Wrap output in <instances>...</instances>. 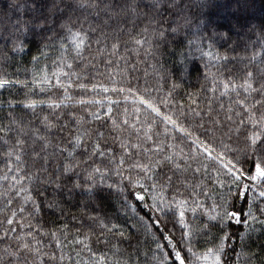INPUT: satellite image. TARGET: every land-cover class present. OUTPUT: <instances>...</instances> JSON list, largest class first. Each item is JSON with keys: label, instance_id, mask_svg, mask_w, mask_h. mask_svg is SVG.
<instances>
[{"label": "snow or ice", "instance_id": "obj_1", "mask_svg": "<svg viewBox=\"0 0 264 264\" xmlns=\"http://www.w3.org/2000/svg\"><path fill=\"white\" fill-rule=\"evenodd\" d=\"M210 3L0 10V264H264V25Z\"/></svg>", "mask_w": 264, "mask_h": 264}, {"label": "trees", "instance_id": "obj_2", "mask_svg": "<svg viewBox=\"0 0 264 264\" xmlns=\"http://www.w3.org/2000/svg\"><path fill=\"white\" fill-rule=\"evenodd\" d=\"M46 3H51V0H45ZM200 3H205L207 0H199ZM10 0H0V10H7ZM261 13V16H256L257 12ZM204 13L208 19L214 24L221 26V31H231L232 41L242 40H255L256 36L253 33H245L247 29L252 25L261 26L264 25V0H211L210 6L204 9ZM227 48L229 45L224 41L220 42ZM135 62V61H134ZM176 71V67L169 65ZM138 73L142 75L143 71L147 70L150 73V69H146L142 63L137 64ZM196 71H192L189 76L190 83H185L184 88L187 91H196L198 89ZM151 82V75H149ZM115 193L109 196L107 193L102 194L101 211L114 213L115 212ZM54 219V218H53ZM67 254V253H66Z\"/></svg>", "mask_w": 264, "mask_h": 264}, {"label": "rangeland", "instance_id": "obj_3", "mask_svg": "<svg viewBox=\"0 0 264 264\" xmlns=\"http://www.w3.org/2000/svg\"><path fill=\"white\" fill-rule=\"evenodd\" d=\"M261 13H263V12H257V14H256V16L258 17V16H261Z\"/></svg>", "mask_w": 264, "mask_h": 264}]
</instances>
